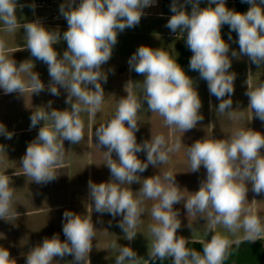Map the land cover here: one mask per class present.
Segmentation results:
<instances>
[{"label": "clouds", "instance_id": "obj_1", "mask_svg": "<svg viewBox=\"0 0 264 264\" xmlns=\"http://www.w3.org/2000/svg\"><path fill=\"white\" fill-rule=\"evenodd\" d=\"M207 2L208 6L201 8V0H172L169 10L173 14L165 27L174 34L186 33L185 45L192 52L189 69L198 72L200 79L207 82L210 96L219 101L217 110L234 116L231 97L235 92L236 73L229 69L232 58L241 56H247L257 67L264 65V0L259 3L241 0L250 5L245 13L229 9L226 0ZM155 4L156 0H80L78 4L76 0H65L59 7L68 25L62 35L46 28L39 19L24 23L26 49L31 57L48 66L47 86L34 71L33 61L17 64L7 54L6 41L0 38V89L5 95L23 94L26 90L39 94L47 90L59 97L63 88L67 93L65 104L70 105V109L57 110L52 108L50 100L47 107L32 112L29 118L30 130L43 122L20 161L24 174L33 182L46 185L58 178L56 168L64 159V142L79 143L84 138L81 114L94 117L104 102L102 82L107 83L108 73L102 66L110 61L118 34L136 27L145 15L144 10ZM188 6H191L190 13L186 10ZM18 7L22 9L24 5H18L17 0H0V22L9 33L20 26ZM29 7L34 11L36 6L33 3ZM224 25L229 27V40L232 32L237 34L235 43L239 51L231 49L222 38ZM61 41L67 44L62 55L53 47ZM128 64L130 70L144 78L143 98L128 92L118 101L113 117L95 130L98 146L107 148L106 166L112 178L99 184L89 179L88 194L94 210L113 219L122 217L117 226L131 241L145 212L143 198L156 200L151 208L155 223L149 226L153 240L148 254L153 264L169 258L173 264H224L232 241L215 231L217 226L232 234L243 229L244 241L255 242L264 237L261 218L245 207L249 183L255 194L264 193V154H261L264 134L248 128L237 130L229 139L196 140L187 148L191 172L199 171L201 166L206 169V179L196 192L185 198L175 175L166 171L144 178L139 197H134L133 190L122 185L140 183L139 173L145 172L149 165L155 167L166 162L169 154L181 147V141L169 144L162 134L137 143L138 112L144 104L150 112L162 116L166 125L184 133L195 128L204 117L193 78L168 52L141 45L130 56ZM245 95L252 115L254 112L256 118L264 121V81L254 88L248 87ZM0 136L11 140L14 133L0 123ZM0 150L5 151L3 145ZM113 152L118 159L112 158ZM141 152L146 153L145 161L137 156ZM14 196L11 177L0 173V219L8 220L10 214H15ZM181 201L185 202L187 214H200L208 223L209 233H213L210 240L201 242L202 252L187 247L190 241L177 236L180 213L173 206ZM62 219L65 240L61 241L55 234L44 238L42 243L29 249L25 264H53L55 257L63 259L66 255L73 257L70 264H90L89 253L96 230L92 217L66 210ZM141 259L132 248L120 246L115 264H140ZM0 264H16L7 248L0 247Z\"/></svg>", "mask_w": 264, "mask_h": 264}, {"label": "rangeland", "instance_id": "obj_2", "mask_svg": "<svg viewBox=\"0 0 264 264\" xmlns=\"http://www.w3.org/2000/svg\"><path fill=\"white\" fill-rule=\"evenodd\" d=\"M37 1L40 2V0ZM37 1L17 0L18 5H24L22 9L18 7L16 12L20 26L15 32L9 33L5 31L2 22H0V38L4 39L10 45L16 44L23 46L24 50L19 51V54L23 55L26 60L31 59L33 61L35 64L34 71L39 73L40 79L44 84H48L50 81L48 66L41 61L35 60L34 57H31L30 51L26 49L25 30L22 26L24 23L31 22L36 19L42 20V18H46L48 21L43 23L44 26L49 30L59 31L62 35L63 32L67 30L68 25L66 20L59 13V7L62 3L52 4L54 6L50 9L45 8L42 10L35 8L33 11L29 5H32L33 3L36 5ZM236 1L237 0H226V6L229 9H233ZM79 2L80 0H76L77 4ZM257 2L259 3V0H257ZM171 3L172 0H156L155 6L144 10L145 15L141 18L140 23L136 27L125 29L122 33L118 34V43L113 49L112 57L107 64L102 66L103 70L108 73L107 83L105 84L102 82V87L105 92L104 102L94 117H90L87 113L81 114L84 121V132L85 135H87V138H96V128L113 117L118 106V101L122 97H125L128 92H132L138 98H143L142 82L144 78L143 76L130 70L128 64L130 56L139 46L145 45L153 49L161 48L162 50L168 52L171 58L174 60L176 59L179 64L176 45L178 43H184L186 33L178 31L177 34H174L171 33L167 27H165L168 18L173 14L169 10ZM207 6V0H201L200 7L203 8ZM186 10L190 13L191 6H188ZM53 12L55 13L53 14ZM221 35L222 38L230 44L231 49L239 51V46L235 43L238 39L237 34L232 32V40H229V27L227 25L222 26ZM53 47L60 55H62L63 51L67 48V44L65 41H61ZM190 56H192V54ZM181 67L187 75L193 78V83L196 84L203 104L200 110L204 117L203 121L199 122L192 130L184 133L182 130L166 125L164 118L158 113L150 112L147 108V104L145 103L142 109L138 112L139 131L136 132L137 143L150 140L159 134L164 135L169 144H174L178 139L191 140L199 137L229 139L237 130H247L248 128L264 134V121L256 118L254 112L252 115V110L248 108L249 98L245 95L248 87L254 88L261 81H264V65L257 67L250 62L247 56H241L239 59L232 58V67L229 71L236 73V79L234 81L235 92L231 97L233 101L231 110H234V116L229 115L228 112L220 113L217 110L219 101L214 96H210L207 82L200 79L198 72L191 71L189 66ZM60 89L65 90L63 88ZM225 98L227 99L228 97ZM64 146L66 153L69 150L66 141L64 142ZM78 148L79 147L77 146L76 149ZM103 150L105 151L107 149L105 148ZM77 152H79V150H77ZM174 152L175 151L172 153ZM105 154L107 153L105 152ZM137 156L141 161L146 160V153L144 152L138 153ZM114 158L118 159L116 154ZM108 159V156L104 155L100 156L97 162L96 160L93 161V183L99 184L101 182H109L111 180L112 177L110 169L106 166ZM166 171L172 172V170L169 169L168 163L157 164L155 167L149 165L145 172L139 173L141 176L140 183H133L132 185L125 184L122 185V187L132 189L134 197H139V190L142 186L144 178L153 175H162ZM172 173L173 175L176 174L175 180L179 187H188L189 185H192V176L189 175V173H183L180 176L176 170ZM180 177L181 180L179 179ZM202 179L205 180V178ZM178 180H180V184ZM248 189L249 191L246 197L248 203L245 207L251 209L252 214L258 215L261 218L262 225H264V193L259 195L255 194L252 191L250 183L248 184ZM181 193L185 196L183 192ZM143 199L145 212L142 214L140 223L135 229L137 235L131 241L126 239L124 232L117 226L122 217L117 216L113 219L110 215H100L99 213H96L94 210V204L90 199L88 209H86L84 214H82V217H92V222L96 229L95 238L93 239V248L89 253L90 264H115V258L119 254L120 246L132 248L138 257L143 258L140 260V264H147V260H149L148 253L153 240L149 226L155 223L151 216V208L158 201L147 198ZM178 207L182 209V207H184V203L180 202L173 206L174 210H178ZM188 214L190 217L193 216L191 213ZM183 228L184 227H180L177 231V236H184V232L181 230ZM196 231V229L192 230V233L194 234L190 233V236H198L195 234ZM203 231L206 232L204 235L205 237L211 238L212 234H208L207 227H205ZM215 231L220 232L221 234L223 233V235L227 236L232 241V244L236 243L237 240H242L244 235L243 229L236 234H232L228 230L223 232L222 229L217 226ZM262 238L264 239V237ZM72 261L73 257L71 258V262ZM16 264H18L17 261Z\"/></svg>", "mask_w": 264, "mask_h": 264}, {"label": "crops", "instance_id": "obj_3", "mask_svg": "<svg viewBox=\"0 0 264 264\" xmlns=\"http://www.w3.org/2000/svg\"><path fill=\"white\" fill-rule=\"evenodd\" d=\"M56 3H65V0H40V2L37 1L35 8L50 9L54 6L52 4ZM41 21L46 23L48 20L42 18ZM6 44L7 54L10 58L15 59L17 64L26 60L23 55L19 54V51L24 50L23 46L10 45L7 42ZM66 96V91L61 89L59 97L50 95L46 90L39 94H32L30 90H26L23 94L17 92L5 95L3 89H0V123H3L8 131L14 133L11 140L0 136V145L5 148V151L0 150V173L11 177L12 187L15 189V196L12 201V209L15 214H10L8 220L0 219V247L7 248L11 257L18 264H25L29 249L42 243L44 238H51L55 234L60 237L61 241L65 240L62 231L63 213L69 210L82 216L84 211L88 209L90 202L88 181L89 179L93 181L92 175L94 174L92 163L95 160L97 162L100 156H108L105 154L107 150H103L106 147L98 146L97 138H87L84 132V138L79 143L70 144L66 141L69 150L65 153L63 161L57 165L56 175L58 178L55 181L41 185L33 182L31 177L24 174L20 163L21 158L26 152L28 143L37 136L39 127L43 126V122H41L37 128L29 129V118L32 112L47 107L50 100L53 102L52 108L57 110L69 109V105L65 104ZM201 139L213 138L178 139L181 141V147L169 155V159L164 162L169 164V169L172 172L176 170L179 176L183 173H189L192 176L191 186L180 187L185 198L199 189L203 181L202 178L206 179V169L203 166L199 171L191 172L190 160L187 155L188 146ZM77 146L80 149H76ZM261 153H264L263 148ZM114 157L115 153L113 152L112 158L115 159ZM181 202L185 203L184 201ZM178 211L181 227H184L181 229L184 232V238L189 241L200 242L211 239L204 236L206 232L203 230L205 227L208 228L205 218L201 217L200 214L190 217L184 207L182 209L178 207ZM218 227L223 232L227 231L223 226ZM195 229L197 230L195 234L198 236H190L192 230ZM211 234L213 235V233ZM71 258L72 256L69 255L63 259L55 257L53 264H70Z\"/></svg>", "mask_w": 264, "mask_h": 264}, {"label": "trees", "instance_id": "obj_4", "mask_svg": "<svg viewBox=\"0 0 264 264\" xmlns=\"http://www.w3.org/2000/svg\"><path fill=\"white\" fill-rule=\"evenodd\" d=\"M249 7V4L237 0L233 9L245 13ZM185 39L184 43H178L176 45L178 62L183 67L189 66L190 55L192 54L185 45ZM187 247L202 252L203 246L200 241H190ZM149 264H153V262L149 260ZM154 264H173V262L169 258L164 261L156 260ZM224 264H264V239L261 238L255 242L241 240L239 244L233 243L230 248V255L224 261Z\"/></svg>", "mask_w": 264, "mask_h": 264}]
</instances>
